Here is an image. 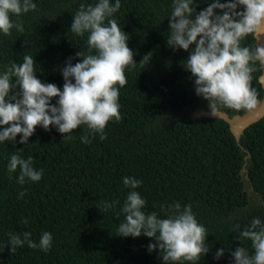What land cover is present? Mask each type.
<instances>
[{"label":"trees","instance_id":"obj_1","mask_svg":"<svg viewBox=\"0 0 264 264\" xmlns=\"http://www.w3.org/2000/svg\"><path fill=\"white\" fill-rule=\"evenodd\" d=\"M33 2L36 10L12 16L13 21H23V33L15 28L11 35L0 33V72L31 55L36 77L62 90L65 62L71 57L74 65L80 62L76 53L87 52L88 34L81 37L70 31L72 16L81 3L94 5L98 0ZM194 2L199 12L212 0ZM172 3L121 0L113 14L129 36L127 45L137 66L125 69L127 84L119 88L121 120L107 123L106 139L96 134L89 136L91 143H81L80 137L89 131L81 125L69 134L72 139L63 140L65 134L50 125L48 131L37 126L27 144L19 143V134L15 142L0 143V264H163L158 250L148 251L153 238L117 235L131 190L123 184L124 177L142 181L135 191L146 201V214L167 218L170 205L190 204L207 229L210 251L198 261L179 264H235L231 253L237 247L254 252L251 241L240 233L253 218L264 223V117L248 126L236 144L222 120L187 115L194 108L209 109L195 94L194 77L184 68L194 45L189 51H174L166 42ZM241 44L254 49L253 36ZM149 53V62L140 64ZM255 67L251 86L260 100L258 62ZM220 111L230 117L244 110ZM16 152L25 159L32 156L34 169H43L39 181L26 178L21 185L19 168L8 172L10 156ZM20 192L25 194L18 198ZM113 201L119 203L104 210L103 203ZM25 219L27 224L22 223ZM26 231L37 244L44 232H50V250L25 243L10 253L9 233ZM221 247L225 252L215 259Z\"/></svg>","mask_w":264,"mask_h":264},{"label":"clouds","instance_id":"obj_2","mask_svg":"<svg viewBox=\"0 0 264 264\" xmlns=\"http://www.w3.org/2000/svg\"><path fill=\"white\" fill-rule=\"evenodd\" d=\"M243 6V10H238ZM121 8V0H98L94 5L81 3L72 16L70 31L76 36L87 35V52L78 51L80 62L72 64L71 57L62 68V90L52 83H42L36 77L35 60L31 55L23 57V63H11L0 72V143L15 142L20 135V144H27L37 126L45 131L56 127L64 139L81 125H86L88 134L80 137L81 143H91L90 135L99 134L106 139L105 128L110 120H121L119 88L127 84L125 69L136 67L133 51L128 47V34L122 31L112 18ZM194 0H173L166 42L174 51H191L184 68L194 77L195 94L208 103L209 114L216 116L221 108L235 111L251 110L261 101L251 86L255 64L264 66V0H212L208 6L196 11ZM33 0H0V33L11 35V30L23 33L21 20H12L22 13L36 10ZM249 36L256 38L254 49L242 46ZM151 53L142 62H149ZM74 81V82H73ZM117 85L119 87H117ZM58 98L53 104L52 98ZM22 150V149H21ZM8 172L19 168L17 183L23 185L26 178L37 182L43 169L33 167V157L23 158L19 152L10 156ZM12 178L11 176L9 177ZM123 184L131 189L122 206L125 220L117 235L133 238L144 235L153 238L149 252L158 250L163 264L195 262L210 251L205 242L207 229L200 224L192 206L181 207L179 202L168 207L167 218L157 212L143 210L146 201L135 191L142 181L124 177ZM20 192L18 198L24 196ZM119 201L104 202V210L115 207ZM164 206L161 205L163 210ZM22 223L27 224V220ZM239 228V225H235ZM251 241L254 252L237 247L231 256L235 264H264V223L253 218L240 233ZM52 234L44 232L39 244L31 239L30 232L9 233V251L15 253L25 243L29 248L47 252L52 245ZM225 252L221 247L214 254L220 259Z\"/></svg>","mask_w":264,"mask_h":264},{"label":"water","instance_id":"obj_3","mask_svg":"<svg viewBox=\"0 0 264 264\" xmlns=\"http://www.w3.org/2000/svg\"><path fill=\"white\" fill-rule=\"evenodd\" d=\"M254 39V47L256 45V38ZM260 42L264 43V36L259 38ZM259 63V62H258ZM260 67V74L257 78V81L262 90V96L260 98L261 103L257 105L256 108L251 110H244L241 114H235L228 116L226 113L220 111L215 117L209 114V111L204 109H197L191 117L195 118H207V119H219L222 120L227 126L230 134L232 135L236 144L239 142V137L242 135L243 131L250 126L251 124L259 121L264 117V66ZM246 160V158L244 159ZM240 174L243 175L246 180V171L242 167Z\"/></svg>","mask_w":264,"mask_h":264},{"label":"rangeland","instance_id":"obj_4","mask_svg":"<svg viewBox=\"0 0 264 264\" xmlns=\"http://www.w3.org/2000/svg\"><path fill=\"white\" fill-rule=\"evenodd\" d=\"M193 113H194V112H193ZM193 113H192V112H188V113H187V115H189V116H192V115H193ZM241 176H242V178L244 179L243 175H241ZM247 192L249 193V192H250V190L248 189V190H247Z\"/></svg>","mask_w":264,"mask_h":264},{"label":"flooded vegetation","instance_id":"obj_5","mask_svg":"<svg viewBox=\"0 0 264 264\" xmlns=\"http://www.w3.org/2000/svg\"><path fill=\"white\" fill-rule=\"evenodd\" d=\"M197 109H200V108H194V109H192V110H189L188 112H192V113H193V112H195ZM188 112H187V113H188Z\"/></svg>","mask_w":264,"mask_h":264}]
</instances>
